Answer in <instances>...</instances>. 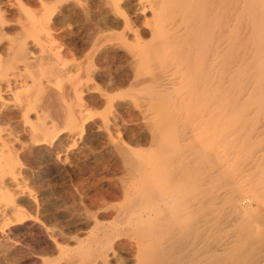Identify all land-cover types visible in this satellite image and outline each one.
I'll return each mask as SVG.
<instances>
[{
	"label": "bare ground",
	"instance_id": "obj_1",
	"mask_svg": "<svg viewBox=\"0 0 264 264\" xmlns=\"http://www.w3.org/2000/svg\"><path fill=\"white\" fill-rule=\"evenodd\" d=\"M88 1L14 0L11 4L0 0V126L16 130L18 118L28 122L31 112L49 106L40 115L41 125L26 127L22 121L25 125L19 127L18 123L23 133L31 130L29 146L22 143L16 149L10 138L0 136V202L13 217L0 212V233L9 227L10 219H24L15 196L25 190L31 201L37 199L28 187L31 183L24 186L19 181L18 165L32 151L46 153L49 145L50 153L39 163L40 188L47 189L40 195L50 197L70 182L85 204L86 217L97 215L94 226L76 245H62L70 223L62 227L47 204L39 205L49 242L59 251L57 260L65 264H264V119L250 140L242 143L241 128L229 129L233 110L224 119L221 112V98L235 69L252 59L264 67V0H198L201 66L191 77L192 91L185 99L174 90L180 79L187 78L185 57L178 64L168 60L159 72L148 65L169 44L158 35V4L154 0L148 4L103 0L96 5ZM109 5L114 17L100 19ZM42 9L51 14L45 25L38 22ZM79 16L85 22L74 37L65 28L73 21L80 24ZM141 44L135 51L134 45ZM121 64H129L128 71H113ZM60 79L75 91L76 108L66 102L69 93L62 90L64 109L55 113L56 105L43 96L53 92L49 86L58 85ZM18 83L31 85L26 86L32 92L24 98L11 95ZM151 85L157 89L152 101H137L138 88ZM4 91L10 96L3 98ZM197 94L202 120L183 108L182 100L191 105ZM101 103L104 113L95 109ZM62 167L70 169L67 176ZM110 173L114 174L110 179H116L109 183L114 189L110 199L92 201L103 192ZM44 251V255L52 252Z\"/></svg>",
	"mask_w": 264,
	"mask_h": 264
},
{
	"label": "rangeland",
	"instance_id": "obj_2",
	"mask_svg": "<svg viewBox=\"0 0 264 264\" xmlns=\"http://www.w3.org/2000/svg\"><path fill=\"white\" fill-rule=\"evenodd\" d=\"M71 1L72 0H70V2ZM81 1H84V0H81ZM133 1H134V3L136 2L135 0H133ZM144 1L147 4L150 3L149 0L148 1L144 0ZM154 1L158 4L159 12L161 10V17H159V15H157L156 16L157 20L155 19L156 23L158 22L156 24V26L158 28H160L159 29L160 31L158 33V35L160 34L159 38H162V37L165 36L164 38H167L169 40V44L167 45L168 47L160 48L158 50L159 52L157 53V55H155L153 57V59L155 57H157V58L152 60V63H149L148 65L149 66L151 65L152 69H156L155 71L158 70L157 72H159L162 69V67L167 64L168 60H169V62L172 61L173 64L174 63L178 64L179 60H183L182 58L185 57L186 60L185 61L183 60V62L185 63L183 66H186L188 68L187 78L180 79L177 82V84L175 85V87H174V90L176 89L175 91L180 92L181 96L179 95V97H182L183 99H185V97H188L189 96L188 94H190V92L192 91V90H190V88H191V86L193 84L192 80H194V78H191V77L193 76V74L195 72L197 73V70L201 66V51H202V36L201 35H202V27H201V24H200V22H201V14H200V9H199V4L200 3H199L198 0H162L161 2H160V0H154ZM88 2L89 3H93V5H96V3H98V2L101 3V2H103V0H89ZM251 2L253 3L254 0H252ZM10 3L14 4V0H10ZM53 3H55V0H53ZM52 5H56V6L60 7L63 4H61V5L60 4H52ZM110 7H111L110 5L105 7L106 9H105L104 13L102 14V16L100 17V19H102V18L104 19V18H108V17H110V18L114 17V14L112 12H110V9H109ZM50 15L51 14L48 11L42 9V14H41L38 22L41 23L43 21L41 24H43V23H44L43 25L47 24L50 21ZM79 17H80V20H79L80 24H76V21H73V22L68 24L69 27L66 25L67 28H65V29L68 30V32L73 31V36L74 37H76L75 36V32H77V29L81 28L83 23L85 22V19L82 16H79ZM152 18L153 17H151V19ZM175 26H177V27H175ZM171 28H173V29H171ZM85 33L86 34L87 33L90 34L91 31L90 32L86 31ZM117 33H120V32L118 31ZM131 39L134 40L133 37H131ZM175 39H177V40L175 41ZM179 39H181V40H179ZM29 42L32 43V40L29 39ZM199 42H200V45H199ZM134 46L135 47H133V48L135 49V51H139L142 48V44L140 46H138V47H136V45H134ZM186 46L187 47L189 46V47L187 48ZM29 47H31V46H29ZM136 48H138V50ZM195 49H196V51H195ZM166 50H168V51H166ZM122 51H124V52H122ZM122 51L120 53H123L125 56L129 55V53L127 51H125V50H122ZM179 53L181 55H179ZM231 58H233V55L231 56ZM235 58H237V57H235ZM192 59H194V60H192ZM126 60H127V57L124 58V60H122V62H124ZM160 61H162L161 64L159 63ZM189 61H190V63H189ZM254 62H255V64H254ZM191 63H193V65ZM122 66H123V68H122ZM127 67L129 68V64H121L120 66H116V67H112V68L114 69L113 71H119V69H120L119 72H122V71H128ZM240 67L235 69V72H233L228 77V82H229L228 87H230V88L227 91V93L223 95V97L221 98V102L222 103L221 102L220 103H221V108H222L221 109L222 116L224 115V117H222L223 119L226 118V116H227L226 114H228L231 109L233 110L232 113H234L233 114L234 116H233L232 120H234V123H231L229 125V129L230 130H232V129L234 130L236 128L237 129L241 128V133L242 132L243 133L240 136V139H241L242 143H244V142H248L250 140L249 138H251V135L253 134L252 131H257L260 128L261 121H262V119H264V94H263L264 93V89H263L264 88V67L262 68L261 67V62L260 61L257 62L255 59H252L249 63H247V64H245L243 66H240ZM246 72H248V73H246ZM237 73H238V75H237ZM235 77H236V79H235ZM249 80H251V81H249ZM243 81H245V82L243 83ZM57 83H58V85H56V86H49L50 89L53 92H49L48 95L44 94V96H43V98H45L44 100H47L48 103H52L53 102L56 105L55 106L56 109L54 108L55 113L57 111H59V110H63L64 109V107H63V105H64L63 102L64 101L62 99V94H60V92H62V90L63 91H65V90L68 91L69 96H67V99H65V100H67L66 102L68 104H70L71 106L75 107L76 103H73V102H75L76 101L75 99H77L75 91L71 90V88H69L70 87L69 82H67V81L64 82L62 79H60ZM251 83L253 84V86H251L252 85ZM60 84H62V85H60ZM26 85L27 86H31V85L25 84V83H18L16 85V87H15L16 89H13V92H10V94L11 95H16V96H19V97L21 96L20 98H24L25 95H28V93L32 92L31 87H27ZM153 85H151L150 89L149 88L148 89H146V88H138V91L136 92V95L138 96V98L135 97L136 100L137 101L138 100L139 101H144L145 100V101H149V102L152 101V94L157 93L156 92L157 89L155 88L156 89L155 90L152 87ZM60 87L62 88L61 90H59ZM249 90H251V91H249ZM252 90H253V92H252ZM25 91H28V92H25ZM149 91H151L152 93H150ZM229 92L232 93V94H229ZM248 92H250V93L248 94ZM258 93H259V95H258ZM10 94H9V92H5V91L2 93L3 98H7V96H10ZM256 94H257V96H256ZM73 97H75V98H73ZM84 97H85V95H84ZM235 97H236V99H235ZM228 100H230V101H228ZM182 101H183L184 106H185L186 105L185 100H182ZM234 101H236V102H234ZM244 102H245V104H244ZM196 104H197V106H196ZM198 105H199V99H198V94H197L195 100L191 103V105H186L187 107L183 106V108H185V109L189 108V111L191 112L192 116H195L197 119L202 120L201 110L199 109ZM232 105H233V107H232ZM237 106H238V108H237ZM100 107H101V109H100ZM194 107H196V108L194 109ZM254 108H256V111H255ZM42 109H40V110L36 109L33 112H31L30 113V117L28 119V122H26L22 116L20 118H18L15 121V125H16L15 129L16 130H13L12 127H10V126H8V127H4L3 125L0 126V136H2L4 138L5 137L10 138L14 142V145H15L16 149H21L20 146L22 145V143H26L27 146H29L30 143H31V135H30L31 130L29 131V133H23V128L22 129L18 128V123L20 124L19 127H22L25 124H26V127H28V126L31 127L32 126L31 124H33V125H35V124L36 125H41L43 123V120L40 119L41 116H42V113H44L46 111H49L48 110L49 106L47 104H44ZM95 109L98 110L99 113L100 112H102V113L105 112V110H104L105 108H104L103 103L97 104ZM242 115H244V116H242ZM241 117H243L244 119L241 118ZM235 120H237L238 122L235 121ZM245 120H246V122H245ZM48 122H50V121H48ZM199 123H200V121H197L196 125L199 126ZM258 123H260V124H258ZM240 125H242L243 127L240 126ZM234 126H235V128H233ZM249 127H250V129H249ZM24 135H26V136H24ZM39 135H40V133H39ZM23 136L25 138L24 139H20ZM243 136L245 137V139H243ZM67 143H69L70 146L72 145V143H70L69 141ZM65 145H66V147H68L67 144H65ZM46 147H48V150H47L46 153L32 151V152H30V154L27 155L26 160L21 162V164H20L21 166L18 165V168H19L18 179H19V181L20 182H24V186H25V184L28 186L31 183L28 187H30V189H32L37 194V199H35L34 201H31V199H29V197L27 198L28 194H25V193H27L25 190H24V193L15 196V199L17 201H20L18 203L21 206L20 207L21 208V213H22V216L24 217V219L21 222H15L13 219H10V225L4 231L6 234H4V232L0 233V264H65V261L57 260V257L59 256V253H58L59 251L56 249V247H55V245L53 243L49 242L50 236L47 233V230H46L47 228L44 225V223H43V221L41 219L42 216H41V214H40V212L38 210L39 205H41L42 203L47 204L49 206V208H51V215H53L55 218L59 219L60 225L62 227H66L70 223L69 225H70L71 230H70L69 233L66 234V236H64L67 241H63V242L61 241L62 245H66V244L76 245L77 242L80 239L83 238L82 237L83 234L87 233L89 228L91 229L94 226L95 222H96L95 217H97V215L94 214V213H96V211H94L92 213V215L94 214L95 216L93 215L92 217L91 216L88 217V218L86 217L85 204H83V202L79 199V197L74 194V191H72L73 188H71L72 184L70 182H67V183H64V184L60 185L58 192L54 191L53 193H50V197L51 198L49 197V195H47L45 197L40 195L41 191L47 190V189H45V190L42 189L41 190V188H40V184H41V181H40V179H41L40 178V176H41L40 175V173H41L40 166H41V164H39L42 161V156L43 155H47L48 156L47 153H50L49 152L50 151V149H49L50 146L48 145ZM246 147H248L251 150H253L251 147H249L247 145H246ZM36 149H38V147H36ZM3 153L4 154H1V155L4 158V157H6L7 151H4ZM26 161H27V164H26ZM78 164H79L80 167H82L80 161L78 162ZM98 164H101V162H98ZM34 165H35V167H34ZM65 167H69L70 168V166H68V165H66ZM61 169H62V172L64 173V175H66L67 171H70V169L67 170L64 167H62ZM83 169H84V167H83ZM113 177H114V174L110 173V177H108V179L105 180V181H108L107 182L108 184L107 185L105 184L102 187L103 188V192L100 194V196L96 195L97 198H96V196L93 197L94 200L92 198V201H96L97 200L96 203H100L102 199H105V200L110 199L109 197L113 194L114 189L112 188V190H111L112 186H109V183H110V181H116V179L111 180V179H113ZM66 178H68V177H66ZM62 193H64V194H62ZM21 197H23V198H21ZM65 198H66V200H65ZM99 198H100V200H98ZM36 202H37V204H36ZM0 206H1L0 212L1 213H6L8 216H10V212H8V210L6 212L7 208L3 205V203L0 202ZM54 210L56 211L57 214L55 213ZM10 217H12V216H10ZM76 223H77V225H76ZM72 227H73V229H72ZM9 228H11V229H9ZM76 228H78L77 229L78 231L75 230ZM13 230H15V231H13ZM66 231H68V230H66ZM71 232H73L74 234L71 233ZM38 250H40V251H38ZM44 250L46 252L47 251L48 252L52 251V252H49L46 255H44V254H42V252ZM38 253H41V254H38Z\"/></svg>",
	"mask_w": 264,
	"mask_h": 264
}]
</instances>
